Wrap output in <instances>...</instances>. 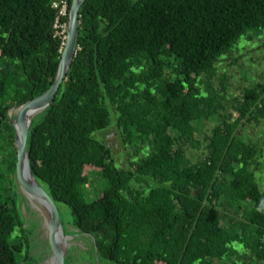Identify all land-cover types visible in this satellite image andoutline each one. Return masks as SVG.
<instances>
[{
    "label": "trees",
    "instance_id": "16d2710c",
    "mask_svg": "<svg viewBox=\"0 0 264 264\" xmlns=\"http://www.w3.org/2000/svg\"><path fill=\"white\" fill-rule=\"evenodd\" d=\"M52 1L0 0V142L7 132L14 143L9 111L54 81L63 40ZM263 28L264 0H84L76 55L53 103L34 117L27 150L34 176L94 237L100 260L235 264L234 244L250 254L242 264L264 259V188L250 169L261 148L235 133L264 115V83L244 87L227 109L225 83H212L221 56ZM109 103L133 150L127 168L94 136L112 123ZM211 118L217 124L197 139ZM186 144H204L202 157L192 162ZM16 159L11 150L8 168L0 165V264L28 256ZM88 165L103 181L95 197ZM145 177L157 184L134 186Z\"/></svg>",
    "mask_w": 264,
    "mask_h": 264
},
{
    "label": "rangeland",
    "instance_id": "374dc122",
    "mask_svg": "<svg viewBox=\"0 0 264 264\" xmlns=\"http://www.w3.org/2000/svg\"><path fill=\"white\" fill-rule=\"evenodd\" d=\"M217 73L212 79L215 88H222V83L226 85V94L223 96L228 100L225 101L227 106L234 96H240L244 87H250L258 82L264 83V28L249 32L246 36L238 40L233 47L229 48L220 60L216 63ZM18 106L13 107L9 111L12 118L13 110ZM112 114V123L106 129L98 131L94 134L95 137L103 140L112 150L116 160V164L120 168H127L133 155V150L128 146L122 136V131L116 124V114L113 110V105L109 103ZM222 111V110H221ZM229 111V108L228 110ZM238 117L234 113L233 120ZM202 132L197 135V139L202 140L204 134H209L212 127L217 124L216 118H211L202 121ZM241 131L240 137L246 141L257 143L261 148L256 161L252 163L250 169L255 173L256 181L260 188H264V115L260 117L258 123L242 121L237 132ZM8 134L4 132L2 141L0 142V165L3 170L8 168L9 154L11 150H15V144L8 142ZM187 156L192 162H196L204 153V144L199 147H193L191 144H186ZM85 173L88 174V188L93 197L100 192L103 193L102 179L97 168L91 165L85 166ZM14 175H7L6 184L10 185ZM15 183L17 185L16 194H14L19 212L24 220V228L26 238L22 242L27 245L28 256L24 257L21 264L28 259L27 264H46L49 259L47 251V238L49 231L47 229V217L43 216L40 207L35 205V202L27 198L18 188L17 177L15 174ZM157 184L153 179L145 177L143 181L134 182V186L140 189L148 190L151 186ZM64 219V233L68 236L65 242L66 248L60 252L64 258L65 264H108L105 260H100L94 248V237L89 234L80 232L72 223L70 209L66 205L59 206ZM248 232V228L245 229ZM26 248V247H25ZM24 248V249H25ZM229 256L234 259L235 264H242L245 261L243 248L238 245H232L228 249ZM246 253V254H245ZM24 254L23 252L20 253ZM247 256H250L247 255ZM250 258V257H249ZM205 264H222L220 259H207ZM258 264H264V259Z\"/></svg>",
    "mask_w": 264,
    "mask_h": 264
},
{
    "label": "water",
    "instance_id": "95a60500",
    "mask_svg": "<svg viewBox=\"0 0 264 264\" xmlns=\"http://www.w3.org/2000/svg\"><path fill=\"white\" fill-rule=\"evenodd\" d=\"M83 3L84 0L71 1L67 20V38L62 47L59 66L54 81L46 91L36 97H32L17 107L11 118L17 156L15 170L18 188L30 200L45 202L48 207V212L52 216V224L49 228V236L47 238V251L49 255L48 261L53 262V264H65L64 258L54 249V240L57 238V236H60L61 234L65 235L63 216L58 203L36 179L31 170L29 154L27 150L28 134L31 129L34 117L47 109L53 103L71 68L72 61L78 49V22L80 17V9ZM24 112L27 114L26 128L21 130L18 124L19 118ZM25 168H28L30 171V176L32 179L37 181L38 186L32 187L24 183L22 174ZM62 246L64 250L66 248L65 241H62L60 245L61 249Z\"/></svg>",
    "mask_w": 264,
    "mask_h": 264
},
{
    "label": "bare ground",
    "instance_id": "6f19581e",
    "mask_svg": "<svg viewBox=\"0 0 264 264\" xmlns=\"http://www.w3.org/2000/svg\"><path fill=\"white\" fill-rule=\"evenodd\" d=\"M66 38H67V32H66V36H65V39H64L65 41H66ZM15 110L16 109L13 110V112H12L13 114H14ZM26 121H27V114L24 112V113H22V115L19 118V124L18 125H19L21 130H24L26 128ZM22 178H23V181H24L25 184H27L29 186H32V187L38 186L37 181L32 179V177L30 176V171L28 170V168L24 169L23 174H22ZM32 201L35 202V205H38V207H40V210H41L43 216L47 217V222H48L47 229L49 231V228H50V226L52 224V216L48 212L49 210H48V207H47L46 203L45 202H41V201H34V200H32ZM68 238L69 237L65 236L64 234H61L60 236H57V238L54 240V249H55V251L57 253H60L61 251H63V246H62V249H61L60 245H61L62 241L66 242L68 240ZM46 264H53V262L47 261Z\"/></svg>",
    "mask_w": 264,
    "mask_h": 264
},
{
    "label": "built area",
    "instance_id": "2783aa9c",
    "mask_svg": "<svg viewBox=\"0 0 264 264\" xmlns=\"http://www.w3.org/2000/svg\"><path fill=\"white\" fill-rule=\"evenodd\" d=\"M52 6L56 10L53 24L54 37H60L64 44L65 33L67 32V22L64 21V18L68 17L69 0H53Z\"/></svg>",
    "mask_w": 264,
    "mask_h": 264
}]
</instances>
